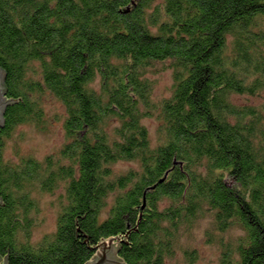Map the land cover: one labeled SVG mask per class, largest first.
I'll use <instances>...</instances> for the list:
<instances>
[{
    "label": "trees",
    "instance_id": "16d2710c",
    "mask_svg": "<svg viewBox=\"0 0 264 264\" xmlns=\"http://www.w3.org/2000/svg\"><path fill=\"white\" fill-rule=\"evenodd\" d=\"M161 64L174 83L157 100ZM0 66L7 264H87L107 239L123 264H168L204 218L218 264H264V103L234 100L264 92V0H0ZM47 96L66 108L67 141L5 161L19 124L47 128ZM62 186L57 228L35 243V193Z\"/></svg>",
    "mask_w": 264,
    "mask_h": 264
},
{
    "label": "rangeland",
    "instance_id": "374dc122",
    "mask_svg": "<svg viewBox=\"0 0 264 264\" xmlns=\"http://www.w3.org/2000/svg\"><path fill=\"white\" fill-rule=\"evenodd\" d=\"M162 67L163 64L157 71L150 73L156 81L153 97L157 100L170 96L174 83L172 69ZM234 100L239 104H262L264 92L255 96L234 95ZM44 102L47 128L39 129L32 123L19 124L4 143L2 157L5 161L20 162L22 156L29 155L43 160L50 154H57L67 141L64 128L67 113L65 106L52 96H47ZM144 123L148 127L153 143H156L158 119L155 116L148 117L144 119ZM137 166L135 161L128 160H120L114 165L117 172H125ZM36 195L40 203V212L37 214L38 223L32 236L35 243L56 230L58 215L63 201L66 200L63 186L53 192H36ZM211 222V218H204L196 224L190 234L183 235L177 245L175 256L168 259V264H218L220 249L216 243L209 242L207 238V231L212 227ZM99 251L103 254L101 249ZM97 256L96 259H100L101 256Z\"/></svg>",
    "mask_w": 264,
    "mask_h": 264
},
{
    "label": "water",
    "instance_id": "95a60500",
    "mask_svg": "<svg viewBox=\"0 0 264 264\" xmlns=\"http://www.w3.org/2000/svg\"><path fill=\"white\" fill-rule=\"evenodd\" d=\"M7 73L6 71L0 66V123H4V113L6 110L7 105L10 103V100H7L5 97L6 89H5V79ZM103 254L99 251L101 257L100 259L94 258V261L91 260L87 264H116L117 262H123L117 256V246L116 243L113 242L111 239H108V242H104L100 248ZM3 258L0 256V264ZM3 264H7L6 260H3ZM120 264V263H118Z\"/></svg>",
    "mask_w": 264,
    "mask_h": 264
},
{
    "label": "flooded vegetation",
    "instance_id": "af4514ba",
    "mask_svg": "<svg viewBox=\"0 0 264 264\" xmlns=\"http://www.w3.org/2000/svg\"><path fill=\"white\" fill-rule=\"evenodd\" d=\"M98 254H99V251H98L97 255H98ZM97 255H96L94 258L98 257ZM118 263H120V264H121V262H117L116 264H118Z\"/></svg>",
    "mask_w": 264,
    "mask_h": 264
}]
</instances>
